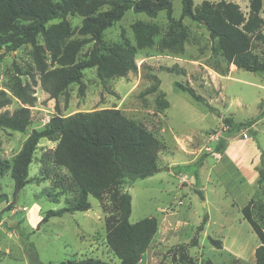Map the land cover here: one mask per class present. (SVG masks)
Masks as SVG:
<instances>
[{"label":"rangeland","instance_id":"1","mask_svg":"<svg viewBox=\"0 0 264 264\" xmlns=\"http://www.w3.org/2000/svg\"><path fill=\"white\" fill-rule=\"evenodd\" d=\"M202 1L193 3L198 6ZM227 1L248 12L249 0ZM181 6V0H172L176 24L168 21L165 11L149 17L128 9L103 31L104 44L111 46L121 44L123 38L134 44L132 25L136 21L157 27L154 44L137 50L134 71L107 78L99 77L94 67L87 68L82 85L70 84L57 99L49 97L35 74L36 102L30 107V124L22 132L0 130V192L6 195L0 202V264H35L25 249L30 244L41 264H79L88 258L117 264L106 236L118 222L123 192L131 195V223L154 218L158 226L139 264H255L259 240L241 208L251 199L252 216L264 228V180H260L264 174V116H259L264 111V72L228 63L206 27L181 16ZM66 19L77 37L82 18L73 14ZM261 30L264 33V25ZM177 31L182 36L181 48L162 47V40ZM37 40L42 39L38 36ZM251 45L264 63V44L252 39ZM91 48L92 43L85 44L78 58L87 56ZM31 50L28 43L15 51L0 49L1 88L15 66L22 72L34 71ZM21 79L33 85L27 74ZM176 83L192 87L213 110L181 91ZM17 105L15 101L6 109L12 111ZM100 108H117L154 135L159 170L145 178L117 180L101 199L88 197V210L42 221L46 211L73 200L69 192L56 186L58 180L52 172L44 176L40 171L41 154L53 149L57 139L39 140L28 167V182L15 198L10 176L14 155L30 131L43 128L51 116ZM225 117L242 125L226 134ZM220 138L225 140L224 149L212 153ZM57 171L68 175L64 167ZM9 203L12 208L7 210ZM204 216L203 230L196 234ZM194 236L196 241L191 242ZM210 239L217 240L219 246Z\"/></svg>","mask_w":264,"mask_h":264},{"label":"trees","instance_id":"2","mask_svg":"<svg viewBox=\"0 0 264 264\" xmlns=\"http://www.w3.org/2000/svg\"><path fill=\"white\" fill-rule=\"evenodd\" d=\"M181 5V16L203 24L209 36L217 40L228 63L264 72V63L258 60L251 45L252 39L264 44V33L261 30L264 25V16L261 15L264 13V0H249L246 14L237 3L227 0H203L198 6L194 5L193 0H181ZM128 9L143 12L149 17L165 11L168 21L176 24L172 18V0H0V49L15 51L28 43L32 47L34 65V71L27 72L15 66L6 85L0 87V130L22 132L30 124V107L36 102L33 88L37 84L35 74L49 97L57 99L70 84L82 85L83 71L87 68L94 67L99 77L107 78L134 71L137 50L154 44L157 27L143 21L133 23L134 44L123 38L121 44L106 46L102 39L103 31L120 20ZM73 14L82 18L77 37H73L70 23L66 19L67 15ZM53 19L59 21L49 23ZM38 36L41 41L37 40ZM181 40V33L177 31L162 40L161 46L175 50V45L179 46ZM88 43H92L89 54L79 59L81 48ZM23 74L28 75L33 85L29 81H22ZM176 86L213 110L207 100L192 87L181 83H176ZM15 101L18 105L12 111L6 109ZM259 116H264V111ZM223 122L227 127L226 134L242 125L230 117H225ZM253 122L250 120V123ZM43 137L56 138L57 143L53 149L41 154L40 171L44 176L52 172L58 180L56 186L69 192L73 200L62 208L46 211L42 221L66 212L88 210V197L101 199L117 180L125 177L130 180L145 178L159 170L156 164L157 139L119 109L76 111L66 116L55 114L43 128L30 131L12 159L10 176L13 179L14 198L28 182V167ZM224 147L225 140L220 138L211 152H219ZM59 167H64L68 175L60 174L57 171ZM66 178H69L67 184ZM260 180H264V174ZM196 190L201 195V190ZM5 199V193L0 192V202ZM251 205L252 200L249 199L242 206L241 213L259 240L254 250L255 264H264V228L253 218ZM11 208L9 203L6 209ZM119 209L118 222L108 232L106 243L118 258L117 264H139L157 230L156 220L143 218L131 223V195L128 192L120 194ZM206 220L207 216H204L196 227V234L203 230ZM195 241L196 236L191 239V242ZM210 241L219 246L217 240ZM32 248L30 244L25 248L26 252H29L35 264H41ZM79 264L104 263L99 259L88 258Z\"/></svg>","mask_w":264,"mask_h":264}]
</instances>
